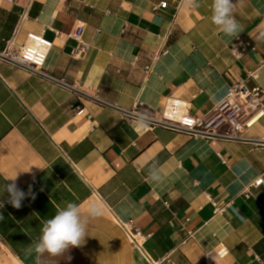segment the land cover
I'll return each instance as SVG.
<instances>
[{"label":"crops","instance_id":"0c3cea01","mask_svg":"<svg viewBox=\"0 0 264 264\" xmlns=\"http://www.w3.org/2000/svg\"><path fill=\"white\" fill-rule=\"evenodd\" d=\"M198 3L0 0V53L28 6L18 44L28 33L53 43L45 74L0 60V188L18 174L17 187L35 195L17 209L0 194V264H214L206 256L221 244L229 255L217 264H264V185L251 187L264 179V116L235 141L140 128L115 109L159 121L179 98L204 118L236 84L264 89V0H234L235 36L212 23V0ZM67 202L104 214L81 246L37 253L44 222ZM128 222L144 233L143 250Z\"/></svg>","mask_w":264,"mask_h":264},{"label":"built area","instance_id":"2783aa9c","mask_svg":"<svg viewBox=\"0 0 264 264\" xmlns=\"http://www.w3.org/2000/svg\"><path fill=\"white\" fill-rule=\"evenodd\" d=\"M29 6L20 16L16 31L13 36L5 41L6 47L1 54L17 64L39 74H45L44 66L49 53L53 48L52 41L35 33H28L25 42L18 44V36L22 26L28 20ZM84 26H78L72 36L79 44L82 52L88 49L83 43ZM153 70V62L145 66L144 72L149 77ZM79 111V115L83 114ZM264 116V89L256 87L249 89L245 83L234 85L229 94L214 108L206 117L199 118L191 113V104L179 98H171L163 111L162 118L158 121L165 127L185 132L191 136H202L205 138L230 139L235 141H246L247 133ZM127 120L130 119L128 116ZM190 121V123H188ZM264 185L261 178L254 182L251 187ZM248 197L249 194H247ZM123 231L129 240L138 249L143 250L146 237L141 229L135 227L132 222L121 223ZM229 255V250L223 244L217 252L207 255L206 258L217 264Z\"/></svg>","mask_w":264,"mask_h":264},{"label":"clouds","instance_id":"9594fccd","mask_svg":"<svg viewBox=\"0 0 264 264\" xmlns=\"http://www.w3.org/2000/svg\"><path fill=\"white\" fill-rule=\"evenodd\" d=\"M181 4L186 8H198V0H181ZM212 23L225 36H235L240 30L238 22L233 16L235 7L234 0H212ZM137 126L146 127L142 119H137ZM18 174L13 178L6 180L12 181L0 188V194L8 193V203L14 208H20L22 201L26 196L35 195L29 186L28 192L20 190L15 181ZM148 176L152 181L161 179L158 168L149 167ZM4 206L0 201V208ZM104 214V208L101 204L92 203L88 205L86 211H82L81 206L75 202H67L63 208H59L56 214L44 222L41 228V235L36 244V252L43 254L45 252L57 256L67 253L72 247H79L85 242L88 231V225L91 219L99 218ZM0 219H3L0 215Z\"/></svg>","mask_w":264,"mask_h":264},{"label":"water","instance_id":"95a60500","mask_svg":"<svg viewBox=\"0 0 264 264\" xmlns=\"http://www.w3.org/2000/svg\"><path fill=\"white\" fill-rule=\"evenodd\" d=\"M0 60H4V61L9 62V63L14 64V65L16 64V66L24 67V66H21V65L17 64L16 62L14 63V62H12L11 60L5 58L1 53H0ZM38 74H39V73H38ZM76 92H78L80 95H82V96H84V97H87V98H89V99H92V100H94V101H96V102H98V103H100V104H102V105H105V106H108V107L115 108L114 106H110L109 104H107V103H105V102H102V101H100V100H98V99H96V98H94V97H91V96L89 97V95H87V94H85V93H82V92H80V91H78V90H76ZM115 109H117V110L123 112L124 114H126V116L128 115V116L133 117V118L142 119V120H144L145 122H147V123H149V124H151V125H159V126H163V127H165L162 123L158 122L157 120H153V119H150V118H147V117L138 116V115L133 114V113H131V112H127V113H126V111L120 110L119 108H115ZM258 143H263V142H258Z\"/></svg>","mask_w":264,"mask_h":264},{"label":"snow or ice","instance_id":"6c2138e0","mask_svg":"<svg viewBox=\"0 0 264 264\" xmlns=\"http://www.w3.org/2000/svg\"><path fill=\"white\" fill-rule=\"evenodd\" d=\"M188 123H190V121Z\"/></svg>","mask_w":264,"mask_h":264}]
</instances>
